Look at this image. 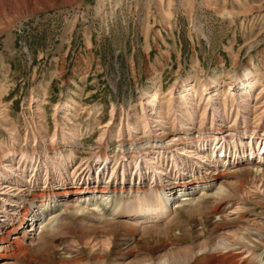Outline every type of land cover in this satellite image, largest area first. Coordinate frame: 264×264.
Returning <instances> with one entry per match:
<instances>
[{"label":"rangeland","instance_id":"obj_1","mask_svg":"<svg viewBox=\"0 0 264 264\" xmlns=\"http://www.w3.org/2000/svg\"><path fill=\"white\" fill-rule=\"evenodd\" d=\"M246 69L264 77V0H35L17 5L0 0V233L19 223V210L34 189L123 184L126 192L112 193L113 201L123 200L131 210L145 202L143 197L152 199L162 183L181 186L182 181L232 173L224 172L214 181L217 186L230 182L223 198L200 201L201 193H196L189 196L196 200L169 204L157 219L106 217L100 209L96 215L85 211L74 217L67 215L75 211L72 197L62 202L58 213L48 211L58 216L44 237L36 235L13 257L0 258V264H144L158 262L163 255L171 258L179 250L190 258L185 264H200L206 254H194L209 250L223 236L213 224L218 201L224 203V217L232 219L223 230L232 232L230 243L243 228L261 231L254 246L234 251L241 263L264 264V206L254 202L264 200V177L256 181L232 171L258 165L247 147L235 149L239 155L235 160L234 148L227 145L228 152L222 153L221 146L230 139L228 127L234 130L236 107L229 101L225 110L219 99L216 106L224 116L212 126L214 107L209 106L200 123L208 96L201 99L198 92L192 102L194 120L182 127L179 114L187 113L185 107L176 120L165 101L157 109L150 105L143 109L141 104L146 91L167 94L183 79L203 84L213 76L221 91L234 78L243 79ZM259 88L243 110L249 129L256 127V117L264 111V92ZM243 91L236 89L237 94ZM143 114L151 119L153 132H141ZM129 123L136 126L134 133L118 136L115 131L120 127L127 131ZM261 128L264 116L258 128L263 134ZM73 131L74 138H68ZM155 142L164 145L142 150ZM136 143L145 146L136 152ZM124 149L129 153L121 159ZM130 152L136 153L134 159ZM96 153L109 155L100 171ZM180 186L170 190L171 197L174 193L180 200L188 198L180 196L184 194ZM79 223L98 225L101 237L80 238ZM106 235H111L109 240ZM100 252L105 257L94 258ZM63 256H73V261L61 262Z\"/></svg>","mask_w":264,"mask_h":264},{"label":"bare ground","instance_id":"obj_2","mask_svg":"<svg viewBox=\"0 0 264 264\" xmlns=\"http://www.w3.org/2000/svg\"><path fill=\"white\" fill-rule=\"evenodd\" d=\"M33 1H35V0H13L14 4H16V5L19 4L20 2L32 3ZM244 74H245V77L243 79L239 80L238 78H234V83L230 82L228 84V88L221 90V91H218L219 90L218 86H221L220 85L221 83L218 81V79L213 78V76L209 77V80L203 84L202 83L198 84L197 82H191L187 79H183L182 81H176V83L173 85V87L170 89V91L167 94L162 95V93L158 90H155L153 92L146 91L145 96L142 97L143 101H142V103L141 102L140 103L143 105V109H145V107L149 106V105L153 109H155L157 104H159L162 101H165L167 106L169 107V109L173 110V113L175 116L174 119H176V120L179 119V115H180L181 120L179 123L182 127H184L186 125V121L194 120V116H195L194 112H196V111H194L192 108V105H193L192 102L196 101L195 99L198 95V92H201L199 95V96H201L200 97L201 99L203 98V96H205V94L208 96L207 98H205L206 103L204 102L205 103V106H203L204 111L202 113L199 111V113H201L200 114L201 115V119H200L201 122L199 121L200 123L205 122V119L207 116V108L209 106H213L214 108L212 107L213 108V115H212L211 125L215 126L216 125L215 122L217 121V119L222 118L225 114V113H223L224 110L222 112V109L220 107L216 106V103L218 102L219 99H221L223 102L224 109L227 110L226 104L230 101L232 106L236 107L235 108L236 117H235V119L233 118L234 119V121H233V127L234 128H232V129H234V130H229L230 127H228L229 129H227L230 132L229 133L230 139H229L228 143H227V141L226 142L224 141L225 144L223 143V145L221 146L222 147V153L228 152V149H229V148H227L228 146H230L231 148H234V150L237 147H242V146L247 147L248 151H249L248 155L249 156L255 155L254 158L256 157L255 161H256V163H258V165L249 166V167H245V168H239V169L232 170V171L244 172V174L249 176L252 180L258 181V180L263 179V177H264V168H261V166H260L262 161L264 162V128L263 129L261 128L262 129L261 131L263 132V134H260L259 133L260 130L258 129L260 127V122L263 120L264 111L263 112L261 111L262 112V113L260 112L261 115H258L256 117L255 121L258 122L256 127L253 126L254 128L251 127L252 129H249L246 127L248 118L243 114V110L245 109L246 101L252 96V92L254 90H257L260 87L259 88L260 93L264 92V77L262 76V74H258V73L253 74V72L249 69H246ZM198 85H199V87H198ZM236 89H244V91H243L244 93L237 94ZM216 90L218 92H220L219 94L217 93V95H216V93H214V91H216ZM253 93H255V92H253ZM260 93H258V94H260ZM255 94L257 95V93H255ZM184 107L186 108L185 110L187 113L185 115L184 114L181 115L182 113L177 115V112H179V110H182L181 108H184ZM56 108L58 110L59 108H61V106H58ZM246 109H247V107H246ZM254 110H257V109H254ZM112 115H113V112H112ZM142 116H144V117H143V120L141 121V123L139 125V128L141 127V132L142 133H147L148 131L153 132V131H151V130H153V128L151 126L152 122L150 121L151 119L149 120L147 118V116H145L144 114ZM225 118H226V115H225ZM225 118H224V120H225ZM110 122H111V120H110ZM110 122L108 123V125H110ZM241 123L245 124L244 128L240 127ZM253 125H255V124H253ZM229 126H231V125H229ZM135 129H137V128L134 125V123H129L127 126V131L124 130L123 127H120L115 132L118 134V136H122L123 133H125V132H128L127 134L131 135L132 133H134L133 130H135ZM188 129H190V128H188ZM106 133H107V131H104L103 135H105ZM74 135H75V132L73 131L72 133L67 134V137L70 139H73ZM243 135L248 136L247 141L240 140V139H242ZM198 137H202V136L199 135ZM189 138H191V137H189ZM214 138L215 137H213V139ZM217 139H219V137H217ZM245 139H246V137H245ZM210 143H212V142H210ZM213 143H215V142H213ZM145 144H147V143H145ZM206 144H207V142H206ZM163 145H164V143L155 142L153 144H150V146H148V147L142 148V146H145V145H142V144L138 145L137 144L136 152L141 148H142V150L143 149H150L151 150V148L154 149V148H158V147H163ZM134 151H135V149H134ZM233 152L231 150V153H233ZM123 153H122L121 159H124V157H126L129 152L126 149H124ZM220 153H221V151H220ZM237 153H238L237 150H235V152H234L235 155H234L233 160L236 159L235 156L238 155ZM130 154H132V152H130ZM135 154H136L135 152L132 154L133 159H134V157H136ZM246 155H247V153H246ZM94 157L100 163L99 164L100 167H99L98 171H100V169L103 168L104 162L106 163L109 160V158H108L109 155H107L105 153H103V154H97L96 153V155ZM243 157H245V156H243ZM100 158H102V159L99 160ZM134 163L136 165V168H135L136 171L135 172H137L139 170L138 169L139 168L138 159L135 158ZM220 163H221V161H220ZM147 164H150L149 167L152 169L156 168V165L151 163V162L149 163L147 161ZM225 164H226V162H225ZM116 168L117 167L114 168V172L111 173L110 178H112V176L114 175V173L118 169V168L117 169ZM125 170H126V167L123 166V170L121 173L123 182H124V177H125V173H124ZM224 172L222 171V173L219 172V173H217V175H211V176H209L203 180L198 178V180H196V181L195 180L182 181L181 186H180V182H178L177 184H170V187L168 185L162 183L161 185H158L156 187V190L154 191V196L152 199H148V198H146V196L143 197V198H145V202L144 203L137 202V206L139 208L138 207L133 208V206H132L131 210L128 209L129 207L128 208L126 207V204H124L123 200L113 201L112 193H118V192L124 193V192H126L125 186L123 184H121L120 186H119V184H115V185L111 184V185L101 186V185H96V184L90 182V183H87L86 186L80 185V184L75 185V186L64 184V186L61 187V189L59 191L56 189H52V188L48 189V190L34 189L31 192H29V194L26 197V200L28 202L25 203L24 206L19 210V214H20V219L18 220L19 223L18 222L12 223V225L9 226L6 231L2 230L4 232L0 233V258H2V260H3V259H9V258L13 257L16 252H19V251L27 248L26 246L29 245L28 243L31 240H33V238L36 235H39V237H44L43 234L46 232L45 229L47 230L48 227L53 226L52 224L55 221V219H57L56 217L58 216V214H56L55 216L54 215L50 216L51 213H58L57 210L63 205L62 202L67 203L69 201V199H71L72 197L76 203L74 205L75 211H73L71 213L67 212V215H71L74 217L82 215V213L85 211H88V212L92 211L91 214L96 215L95 211L97 209H100V211H103L102 213L105 214L106 217H110V216L116 217L117 215L123 216V214L124 215L126 214V216L127 215L133 216V218H135L136 220L137 219H143V218L144 219L148 218V220L149 219H157V218H162L164 216V214H166V210L168 209L169 204L172 206H174V205L176 206L180 202L182 203L184 201H187V202L188 201H194V199L196 200V198H194V196L193 197H189V196L194 195L196 193H201V195H199V197H197L198 199H200V201L204 200L206 198H211V197L213 199L223 198L222 196L229 192L227 183H230V182L220 181L219 186H217L218 183L216 184V182L214 183V181H218V180L222 179L225 176ZM227 173L232 174V173H230V171H228ZM227 173H226V175L228 176L229 174H227ZM97 174L99 176V173H97ZM63 178L64 177H61V179H63ZM190 185H193V186L189 187ZM176 186L177 187L180 186L178 189L179 191L184 190V194L180 195V196H182V197L188 196V198H184V199L180 200L176 195H174V193H173V197H171L172 194L170 193V190H174V188ZM137 187L140 188V186H137ZM137 187H135V189ZM242 187H240V189H243ZM136 190H139V189L137 188ZM136 190H134V192ZM130 191H133V186L130 187ZM254 202L261 205V206H264V200H255ZM37 203H40V204H37ZM72 203H74V202H72ZM91 205H93V206L90 208ZM224 207L225 206H224L223 201H218L216 206H215V214L213 213V215H214L213 216L214 217L213 224L220 231V233L223 236H221L220 239L217 240L216 243L213 245V247L209 248V250L201 249L197 253L194 254L195 256L206 254V256L204 255V259L200 260V262H201L200 264H246L249 261L245 260L243 263H241L242 260L239 258V254L235 253L234 251L236 249H238L237 248L238 246H240V247L254 246V242H255L256 238H259L262 235L260 233L258 234V232H261V231L257 230L256 227H254L253 229H251V227H246V228L241 229L239 236H236V235L233 236L232 235L235 238V240L232 243H230V240H229L230 236L229 235L232 232L231 231H223V230L225 229V225L228 224L232 219L224 217V215H223L224 210H225ZM50 210L51 211L54 210V211H52L49 214L48 211H50ZM67 210H68V207H66V211ZM63 214H65V213H63ZM239 216L241 217L242 213ZM63 225H65V224H63ZM76 228H75L77 230L76 234L80 238H83L85 240H87V239L97 240L98 238L101 237L100 230H97L98 225H96L94 223H92V224H89V223H81L80 224L79 223L78 227H76ZM110 236L111 235H106L105 238L106 239L108 238V240H109ZM160 243H163V242L158 241V244H160ZM184 253L180 252V250H179V251H176V253H173L172 257L170 256L171 258L166 257V255L165 256L163 255V256H161V259L158 262L144 263V264H185V261L187 262V260H190V258H188ZM191 254H192V252H191ZM174 255H177V256L174 257ZM195 256H194V258H195ZM96 257L101 259V258L105 257V254L100 252L97 254V256L96 255L94 256V258H96ZM72 259H73V256H69V257L63 256L61 258V262H68V261L72 262L73 261ZM260 259L261 258H259V260ZM7 263H3V264H7ZM260 263H262V262H259V264Z\"/></svg>","mask_w":264,"mask_h":264}]
</instances>
